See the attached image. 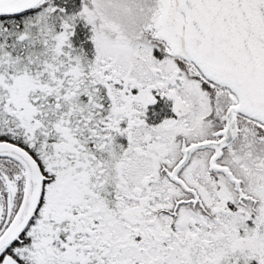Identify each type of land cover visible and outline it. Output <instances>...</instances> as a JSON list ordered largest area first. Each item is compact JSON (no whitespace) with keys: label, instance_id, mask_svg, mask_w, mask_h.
Returning a JSON list of instances; mask_svg holds the SVG:
<instances>
[{"label":"snow or ice","instance_id":"6c2138e0","mask_svg":"<svg viewBox=\"0 0 264 264\" xmlns=\"http://www.w3.org/2000/svg\"><path fill=\"white\" fill-rule=\"evenodd\" d=\"M0 264H264V0H0Z\"/></svg>","mask_w":264,"mask_h":264}]
</instances>
